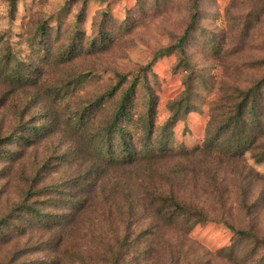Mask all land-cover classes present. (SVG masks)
<instances>
[{"label": "rangeland", "instance_id": "rangeland-1", "mask_svg": "<svg viewBox=\"0 0 264 264\" xmlns=\"http://www.w3.org/2000/svg\"><path fill=\"white\" fill-rule=\"evenodd\" d=\"M263 78L264 0H0V264H264V135L227 131Z\"/></svg>", "mask_w": 264, "mask_h": 264}, {"label": "trees", "instance_id": "trees-1", "mask_svg": "<svg viewBox=\"0 0 264 264\" xmlns=\"http://www.w3.org/2000/svg\"><path fill=\"white\" fill-rule=\"evenodd\" d=\"M194 20L196 17L194 16ZM189 32H187L178 43L166 50H161L159 54H166V52L173 51L175 49H180V51L184 52V45L188 41ZM135 82L126 89L123 94L122 102L119 106L118 112L114 116V122L110 127H108L105 131V136L110 138H114L116 133L123 132V118L128 117L130 115V110L132 107V98L135 93ZM262 89H264V78L260 80L255 86L248 89L245 93H243L242 99L238 105L237 111L235 114L229 119L230 123L227 126V131L231 133V136L235 138L236 145L233 147L234 149L230 153L232 156L240 155L246 147H251L256 141L264 135V120L262 117L264 116V108L262 103L260 102V96L262 94ZM123 142L120 141V144ZM207 149L212 148H224L223 145L217 142L214 143V139L210 140L207 144ZM227 150V148H224ZM230 149V148H228ZM134 153L130 152L129 148H127V155L124 159L123 163H132L135 159ZM264 161V160H261ZM166 200H170L171 203H174L172 206H168L166 209L170 211L172 214H166L163 209H157L156 215L160 216L162 220L167 223L176 222L181 218H186V226L191 229L195 225L200 224L206 221L205 216L202 211L198 209H191L187 206H180L176 203V199L172 197L166 198ZM54 218L53 216H51ZM239 237L241 243H246L247 241L252 242L253 244V256H256L257 251H262L264 249V242L257 240L255 235L249 231H236L234 228H231ZM236 246L230 248L232 253L235 254ZM118 264V263H115Z\"/></svg>", "mask_w": 264, "mask_h": 264}]
</instances>
